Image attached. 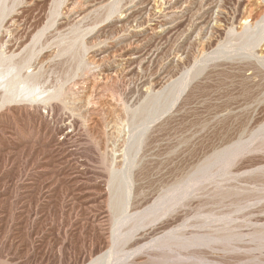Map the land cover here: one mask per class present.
Here are the masks:
<instances>
[{
  "label": "rangeland",
  "instance_id": "1",
  "mask_svg": "<svg viewBox=\"0 0 264 264\" xmlns=\"http://www.w3.org/2000/svg\"><path fill=\"white\" fill-rule=\"evenodd\" d=\"M263 5L0 0V264H264Z\"/></svg>",
  "mask_w": 264,
  "mask_h": 264
},
{
  "label": "bare ground",
  "instance_id": "2",
  "mask_svg": "<svg viewBox=\"0 0 264 264\" xmlns=\"http://www.w3.org/2000/svg\"><path fill=\"white\" fill-rule=\"evenodd\" d=\"M74 1V0H73ZM160 1V0H159ZM173 1V0H172ZM155 2V1H154ZM153 2V3H154ZM184 2H186V1H184ZM260 2V1H259ZM80 3V2H79ZM161 3H163V2H161ZM72 4V3H71ZM198 5V4H197ZM211 5V4H210ZM219 5V4H218ZM201 6V5H200ZM258 6V5H257ZM264 6V5H263ZM73 8V7H72ZM175 8V7H174ZM198 8V7H197ZM218 9H219V7H218ZM255 9V8H254ZM173 10V9H172ZM198 10V9H197ZM256 10V9H255ZM157 11V10H156ZM201 11V10H200ZM158 13V12H157ZM260 13V12H259ZM71 14V13H70ZM247 14V13H246ZM159 15V14H158ZM248 15V14H247ZM258 15V14H257ZM211 16V15H210ZM217 16V15H216ZM255 16V15H254ZM203 17V16H202ZM119 18V17H118ZM159 18V17H158ZM191 18H193V17H191ZM123 21H127L129 18H127V17H125V16H123ZM247 18L245 17V19L242 21V23H243V31L240 33V35L241 34H243V35H241V36H247V34H249V35H253V34H255L254 35V40L253 39H251V41L252 42H254V45L256 46V45H258L259 43H260V41L262 40V37H264V14L263 15H261L258 19H255V21H254V23H252V24H249L248 22H247V20H246ZM118 20V19H117ZM205 20V19H204ZM204 20H203V22H204ZM207 20V19H206ZM211 20V19H210ZM250 21V20H249ZM129 22V21H128ZM197 22V21H196ZM191 23V22H190ZM198 23V22H197ZM261 23V24H260ZM204 24H207V21H205L204 22ZM259 24V25H258ZM131 25V24H130ZM144 25V24H143ZM196 25V24H195ZM195 25H193V26H195ZM123 26H124V24H123ZM126 26V25H125ZM132 26V25H131ZM205 26V25H204ZM145 27V26H144ZM143 27V28H144ZM166 28V27H165ZM189 28V27H188ZM192 28H194V27H192ZM201 29V28H200ZM233 29H234V27H233ZM258 29H259V31H260V33L257 35V32H258ZM123 30V29H122ZM195 30V29H194ZM235 30V29H234ZM156 31H160V29L159 30H156ZM175 31V30H174ZM192 31V30H191ZM177 32V31H176ZM235 32V31H234ZM176 34V33H175ZM239 35V36H240ZM248 35V36H249ZM244 36V37H245ZM251 37V36H250ZM242 38V37H241ZM252 38V37H251ZM245 39V38H244ZM247 40H248V42H249V39L250 38H246ZM245 39V41H247ZM167 40V39H166ZM209 40V39H208ZM207 40V41H208ZM250 41V44L252 43ZM142 43V42H141ZM243 43V42H242ZM156 44V43H155ZM165 44V43H164ZM253 44V43H252ZM244 45V44H243ZM254 45H253V47H254ZM189 46V45H188ZM248 47V46H247ZM251 47V46H250ZM160 48V47H159ZM157 49V48H156ZM184 50V49H183ZM261 50V49H260ZM179 51V50H178ZM215 51V50H214ZM179 53V52H178ZM137 54H139V53H137ZM184 54V53H183ZM255 54H257V53H255ZM264 54V53H263ZM150 55V54H149ZM173 55V54H172ZM204 55V54H203ZM262 55V54H261ZM129 56V55H128ZM178 56V55H177ZM202 56V55H201ZM145 57V56H144ZM146 57H147V55H146ZM184 58V57H183ZM141 59V58H140ZM195 61V60H194ZM190 66V65H189ZM255 66V65H254ZM253 66V67H254ZM124 67V66H123ZM201 67V66H200ZM189 70V69H188ZM255 70V69H254ZM187 72V71H186ZM186 72H185V74H186ZM197 73V72H196ZM103 82V81H102ZM155 83V82H154ZM100 85V84H99ZM155 85H156V83H155ZM253 85V84H252ZM149 86V85H148ZM151 88V87H150ZM161 91H163V90H161ZM110 95V94H109ZM161 96V95H160ZM152 98V97H151ZM156 98V97H155ZM165 98V97H164ZM150 101V100H149ZM156 101V100H155ZM224 109V108H223Z\"/></svg>",
  "mask_w": 264,
  "mask_h": 264
}]
</instances>
